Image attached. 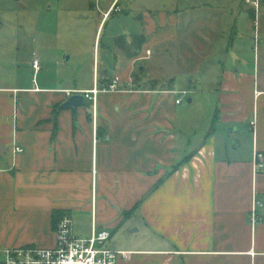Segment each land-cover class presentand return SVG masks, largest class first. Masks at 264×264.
<instances>
[{"label":"crops","instance_id":"crops-1","mask_svg":"<svg viewBox=\"0 0 264 264\" xmlns=\"http://www.w3.org/2000/svg\"><path fill=\"white\" fill-rule=\"evenodd\" d=\"M210 8L209 27L194 23L205 37L194 52L200 82L218 77L213 122L220 127L212 135L199 132L196 118H183V98L176 103L191 85L180 90L172 67L153 74L154 59L167 63L184 42L172 12H146L142 33L120 36L133 56L116 43L113 76L94 60L88 86L0 87V260L6 247H54L55 216L68 213L75 231L106 229L111 248L131 252L117 264H264V0L257 12L245 0ZM245 18L251 25L257 18L250 36L240 32ZM116 77L121 85L98 95L96 117L89 100L60 109L72 94ZM229 129L241 131L240 140L251 136V150L241 151L239 140L229 149ZM13 144L24 152L14 156ZM124 227L135 239L145 229L146 247L112 243Z\"/></svg>","mask_w":264,"mask_h":264},{"label":"rangeland","instance_id":"rangeland-1","mask_svg":"<svg viewBox=\"0 0 264 264\" xmlns=\"http://www.w3.org/2000/svg\"><path fill=\"white\" fill-rule=\"evenodd\" d=\"M235 1L237 0H106L98 7L92 0H0V87L30 85L35 81L69 87L88 86L92 82L94 60L98 63L106 62L109 74L113 76L114 56L118 52L116 37L124 35L130 38L142 33L143 24L139 16L146 18V12L151 11L157 15L172 12L178 16V22L181 20L179 35L184 42L176 44L175 51L165 57L168 58L167 63L159 60V56L157 60L154 59L153 63L157 66L153 74L163 75V71L167 69L165 67H172L180 90L191 85V92L179 93L183 97L182 116L185 119L196 118L199 132L205 136L207 133L212 135L217 126L220 127V124L217 125L218 119L213 122L218 110L216 92L212 87L218 77L206 75L205 83H201L199 75L195 73L199 59V54L194 52L195 44L200 42L198 37H205L195 33L194 23L202 29L209 27L213 12L207 10L213 7L217 12L223 11L234 6ZM252 1L254 0H245L248 4ZM114 3L116 5L113 8ZM200 5H203V12L196 16L194 7ZM224 16L221 18L225 19ZM257 23L256 18L253 25L258 31ZM239 25L240 32L246 36L254 32L249 19L240 20ZM250 55L253 63L258 52L253 50ZM35 57L40 60L38 72L33 67ZM67 57L72 60L66 63ZM149 71H145L143 76L147 77L151 72ZM135 74L138 75V71ZM190 98L193 103H189ZM227 132L232 139L228 142L229 149L233 145L237 147L242 141L241 151L251 150V136L240 140L241 131L232 132L229 129ZM130 229L124 227L113 234L112 243H122V247L145 248V229L136 232V239L133 238L134 234L129 233ZM75 234L87 237L78 230Z\"/></svg>","mask_w":264,"mask_h":264},{"label":"built area","instance_id":"built-area-1","mask_svg":"<svg viewBox=\"0 0 264 264\" xmlns=\"http://www.w3.org/2000/svg\"><path fill=\"white\" fill-rule=\"evenodd\" d=\"M98 7L102 1L92 0ZM256 12L260 6V0L250 2ZM116 3H114L113 8ZM110 11L106 14L108 17ZM150 53V52H148ZM35 72L40 69V60H33ZM120 78L116 77L108 85L100 86L96 83L91 90L82 92L86 100L92 101L94 116L96 117L97 98L101 92H115L120 87ZM72 92L68 91L70 96ZM183 97H179L176 103H181ZM255 122H252L254 125ZM12 154L15 156L23 153L24 149L16 144L12 146ZM263 156L256 154L257 161ZM253 219H255L253 215ZM111 233L106 229H98L93 225L92 232L87 237H78L74 231V220L68 213L62 215L56 226V243L52 248L40 246L6 247L1 250L0 264H117L119 259H128L131 252L115 250L109 246Z\"/></svg>","mask_w":264,"mask_h":264},{"label":"water","instance_id":"water-1","mask_svg":"<svg viewBox=\"0 0 264 264\" xmlns=\"http://www.w3.org/2000/svg\"><path fill=\"white\" fill-rule=\"evenodd\" d=\"M142 17L139 16V19ZM69 60V57L66 58V61ZM86 98L83 94L81 93H75L72 94L67 101H65L61 106L60 109H76L80 106H85L86 105ZM5 148L1 147L0 148V154L5 153Z\"/></svg>","mask_w":264,"mask_h":264},{"label":"trees","instance_id":"trees-1","mask_svg":"<svg viewBox=\"0 0 264 264\" xmlns=\"http://www.w3.org/2000/svg\"><path fill=\"white\" fill-rule=\"evenodd\" d=\"M144 39H145V37L143 36V35H141V36H136L135 38H134V47L137 49V47H136V45L138 44L139 46L144 42ZM116 43H117V45L123 50V51H125L126 53H127V55L128 56H130V57H132L133 56V54H132V52H131V48L128 46V45H126V43H125V41H124V39H123V37H117L116 38ZM55 112H57V110H55ZM63 215V214H62ZM62 215L59 217L58 215H56L55 216V220L57 221V219H59L60 220V218L62 217ZM58 220V221H59ZM58 223V222H57Z\"/></svg>","mask_w":264,"mask_h":264}]
</instances>
